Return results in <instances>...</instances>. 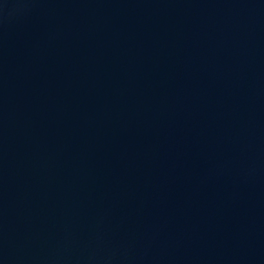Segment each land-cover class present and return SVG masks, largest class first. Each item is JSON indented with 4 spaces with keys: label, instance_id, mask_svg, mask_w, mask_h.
Returning a JSON list of instances; mask_svg holds the SVG:
<instances>
[{
    "label": "water",
    "instance_id": "1",
    "mask_svg": "<svg viewBox=\"0 0 264 264\" xmlns=\"http://www.w3.org/2000/svg\"><path fill=\"white\" fill-rule=\"evenodd\" d=\"M0 264H264V0H0Z\"/></svg>",
    "mask_w": 264,
    "mask_h": 264
}]
</instances>
